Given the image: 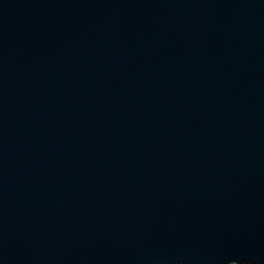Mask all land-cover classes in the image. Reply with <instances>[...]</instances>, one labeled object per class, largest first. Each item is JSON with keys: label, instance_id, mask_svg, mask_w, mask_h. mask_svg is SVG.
<instances>
[{"label": "water", "instance_id": "95a60500", "mask_svg": "<svg viewBox=\"0 0 264 264\" xmlns=\"http://www.w3.org/2000/svg\"><path fill=\"white\" fill-rule=\"evenodd\" d=\"M0 264H264V0H0Z\"/></svg>", "mask_w": 264, "mask_h": 264}]
</instances>
